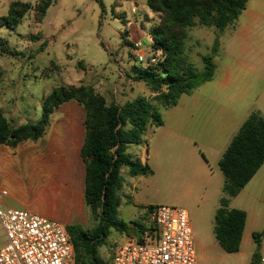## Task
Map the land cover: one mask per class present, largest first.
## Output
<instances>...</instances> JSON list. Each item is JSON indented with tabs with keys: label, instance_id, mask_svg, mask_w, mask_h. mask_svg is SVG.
<instances>
[{
	"label": "rangeland",
	"instance_id": "rangeland-1",
	"mask_svg": "<svg viewBox=\"0 0 264 264\" xmlns=\"http://www.w3.org/2000/svg\"><path fill=\"white\" fill-rule=\"evenodd\" d=\"M39 1L21 0L34 6ZM134 1L145 3V0ZM119 4L118 0H56L40 23L35 22L31 11L16 29L0 28V38L5 42L0 60L8 80L4 85L7 87L5 107L11 111L18 109L17 124L24 119L38 121L43 113V99L53 90L84 85L95 95L104 97L108 105L122 106L144 98L150 102L154 115L163 121L161 127L155 122L149 125L141 145L130 146V154L137 157H141L144 148L153 174L132 180L128 169L123 168L117 219L127 225L128 232L111 229L109 237L98 248V257L105 264L111 262L116 245L131 238L138 239L139 231L149 225L151 208L159 205L185 209L189 213L197 264H251L255 254L261 262L264 256V164L243 193L231 200L230 208L247 213L251 231L244 237L239 252L227 253L216 241L214 226L216 208L224 197L225 179L219 162L229 143L218 149L215 140L220 138L216 134L219 119L244 123L251 114L264 111V80L252 74L250 65H245L241 59L231 27L222 33L201 25L189 29L184 55L199 71L205 66L203 56H213L215 76L212 82L195 89L192 98L191 95L182 97L181 104L195 102V105L191 119L185 122L181 132L183 136L198 137L196 145L186 146V139L178 138L182 110L159 105L157 94L146 83L134 80L135 51L130 45L133 40L126 38L124 21L129 11L125 1L121 7ZM8 10L0 15H7ZM158 21L157 14L145 15L144 29L138 35L145 51L151 43L150 32ZM216 44L221 48L214 54ZM228 72L230 81L223 84L222 79ZM74 113L82 122L84 110L78 108ZM197 174L202 176L201 189L196 187ZM211 174L217 181L218 192L201 184L202 178ZM128 180L131 183H127ZM81 221L78 226L85 231H92L98 224L90 210ZM254 233L260 236L255 239ZM2 240L1 237L0 242ZM72 264H75V251Z\"/></svg>",
	"mask_w": 264,
	"mask_h": 264
},
{
	"label": "trees",
	"instance_id": "trees-1",
	"mask_svg": "<svg viewBox=\"0 0 264 264\" xmlns=\"http://www.w3.org/2000/svg\"><path fill=\"white\" fill-rule=\"evenodd\" d=\"M56 0H40L35 6L28 2L11 3L8 13L0 17V28L16 29L31 11L40 23L48 8ZM249 0H147V6L159 17L158 25L151 32V44L161 54L160 66L143 69L136 65V82L146 83L157 94L156 101L164 108L175 107L183 95H190L199 86L211 82L215 76L213 56H203L204 69L199 71L184 55L187 31L201 25L224 32L235 26ZM5 42L0 38V49ZM220 44L213 53L217 54ZM4 72L0 69V80ZM76 102L85 111V141L81 157L85 164V202L98 224L92 231L78 225L67 227L72 237L75 264H105L98 257V248L109 237L112 228L128 232L126 224L117 219L123 184V168L128 176L153 174L148 164L130 154V146L141 145L148 127L163 121L155 116L151 104L144 98L122 106L108 105L104 97L95 95L91 88L63 86L53 90L43 99L41 118L13 127L0 110V146H17L25 140L42 137L55 111L65 103ZM264 164V116L253 113L243 123L225 151L219 168L224 182V197L215 214L214 234L219 246L227 253L240 250L247 213L230 209V200L237 197ZM142 229V228H141ZM259 233H254L256 239ZM71 239V238H70ZM88 256V260H85ZM251 264H260L254 255Z\"/></svg>",
	"mask_w": 264,
	"mask_h": 264
},
{
	"label": "crops",
	"instance_id": "crops-1",
	"mask_svg": "<svg viewBox=\"0 0 264 264\" xmlns=\"http://www.w3.org/2000/svg\"><path fill=\"white\" fill-rule=\"evenodd\" d=\"M15 1L21 0H0V14L9 9L11 3ZM118 1L120 2L118 7L122 6L123 1L127 3L129 16L124 15L126 38L133 40L130 45L132 49H135L136 43L142 44L138 35L144 29L145 15L149 12L152 15L153 13L147 6V0L145 3H136L134 0ZM230 33L238 42V53L245 65H250L252 74H256L258 78L264 80V0H249L235 26L230 28ZM149 46L152 44L150 43ZM3 51L0 50V59L3 56ZM2 68L3 65L0 60V69ZM2 71L4 75L0 80V110L13 127H19L28 122H36L24 119L17 124L15 118L19 113L18 109L7 110L5 107L7 87L4 85L7 84L8 80L5 78V71L3 69ZM230 77L228 72L227 76L222 79V83L228 84ZM190 95L192 98V94ZM182 97L180 98L181 101L179 100L180 103L178 102L175 106L177 111L178 109L182 110L179 118L180 133L178 138L186 139V146L196 145L197 136H188L187 134L183 136L181 132L185 127V122L191 119L193 115L195 102L191 105H183L181 104ZM69 103L72 104L69 106L63 104L55 111L50 118L46 133L39 139L35 141L25 140L14 147L0 146V202L3 206L24 210L54 221L57 220L65 227L82 223L81 220L86 218L89 210L85 202V164L81 157V149L86 135L85 111L84 119L80 122L79 115H76L74 110L83 109V107L74 101ZM62 107H65V110ZM260 112L264 116V111L261 110ZM241 122L218 120L216 127L219 130L216 134H219L220 138L215 140V146L218 149L224 148L228 143L230 145L243 125ZM128 152L132 153L131 148ZM141 153L139 158L143 164H147L144 148ZM196 177L198 179L196 187L201 189L199 180L202 176L197 174ZM212 177L211 174L208 178H202L201 184L211 186L214 192H218L217 181ZM127 183L131 182L128 180ZM245 188L237 197L243 193ZM126 193L127 190L123 192L125 195ZM210 204L214 203L210 201ZM249 231L251 229H248L247 215L241 247L244 237L248 236ZM1 237L3 240L0 242V248L6 243L4 230L0 224Z\"/></svg>",
	"mask_w": 264,
	"mask_h": 264
},
{
	"label": "built area",
	"instance_id": "built-area-1",
	"mask_svg": "<svg viewBox=\"0 0 264 264\" xmlns=\"http://www.w3.org/2000/svg\"><path fill=\"white\" fill-rule=\"evenodd\" d=\"M142 46L135 44L136 64L143 69L158 68L160 52L152 46L145 51ZM0 224L6 238L0 264L73 263V243L59 222L0 202ZM109 264H197L189 213L167 205L152 207L149 225L139 231L138 239L116 245Z\"/></svg>",
	"mask_w": 264,
	"mask_h": 264
}]
</instances>
